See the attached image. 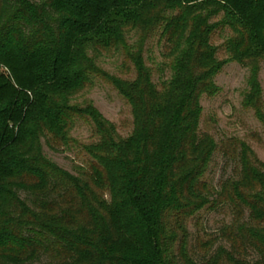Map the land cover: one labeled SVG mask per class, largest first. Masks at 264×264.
I'll return each mask as SVG.
<instances>
[{"label": "trees", "instance_id": "trees-1", "mask_svg": "<svg viewBox=\"0 0 264 264\" xmlns=\"http://www.w3.org/2000/svg\"><path fill=\"white\" fill-rule=\"evenodd\" d=\"M197 1L0 0V264H264V163L245 142L199 129L200 99L217 92L209 37L222 24L233 31L227 51L249 66L244 104L264 131V0ZM133 8L137 77L113 79L132 107V136L109 155L94 153L98 165L75 176L44 156L41 128L67 121L71 109L56 102L66 94L56 91L103 74L85 42L119 43L117 18ZM162 19L174 59L158 89L141 53ZM38 105L46 118L33 115ZM216 153L233 168L218 188L203 179ZM224 207L231 220L189 250L187 221Z\"/></svg>", "mask_w": 264, "mask_h": 264}, {"label": "rangeland", "instance_id": "rangeland-1", "mask_svg": "<svg viewBox=\"0 0 264 264\" xmlns=\"http://www.w3.org/2000/svg\"><path fill=\"white\" fill-rule=\"evenodd\" d=\"M200 1L205 0L197 2ZM138 12L139 8H133L124 17L117 18L116 24L119 23V30L122 32L119 43L97 46L92 39L85 42L87 54L103 74L88 76L78 87L66 88L75 86L66 83L62 89L59 88L61 90L56 92L66 94V97L58 96L56 102L71 109L67 121L64 124L58 123L41 128L40 142L44 156L75 176H81L83 171L89 172L90 167L98 165L94 153L109 155L116 144L128 141L132 136V107L113 83V79L132 83L137 77L133 56L137 53L142 37L141 32L134 26ZM177 13L178 10H172L164 16ZM200 14L205 16L206 12L201 11ZM222 16L223 12L211 16L207 23L209 26L217 24ZM164 21L165 19H162L149 33L141 53V61L158 89L173 74L174 52L169 48L170 44L164 36ZM258 23L259 21L255 20L252 26L256 27ZM112 24L114 23H107L108 26ZM105 33L107 32L103 31L100 36L104 37ZM232 35V29L222 24L211 31L209 41L215 48L214 58L219 64V69L213 76L217 92L212 96L203 95L200 99L199 129L201 132L211 134L215 141L236 138L245 142L256 158L264 163L263 128L254 111L244 104V97L249 89V66L243 65L239 61V56L235 58L229 54L225 46ZM1 68L5 76L10 77L9 70L4 66ZM258 81L264 101V57L259 63ZM50 92L52 93L50 96L55 95V90L50 89ZM28 94L30 95L29 92ZM33 115L40 119H42L40 115L47 117L41 105L36 107ZM232 169V165L216 153L203 179L209 185L218 188L219 182L232 174ZM113 171L114 169H111L112 175L116 173ZM109 195L108 189H104L103 196L108 202ZM231 217V213L225 207L200 211L196 217L187 221L189 229L187 248L191 250L196 245L198 236L200 239H208V236L218 234L219 229L228 223ZM134 231L140 238L139 225H136ZM32 264H45V261Z\"/></svg>", "mask_w": 264, "mask_h": 264}]
</instances>
